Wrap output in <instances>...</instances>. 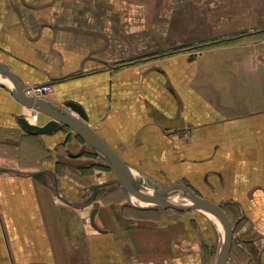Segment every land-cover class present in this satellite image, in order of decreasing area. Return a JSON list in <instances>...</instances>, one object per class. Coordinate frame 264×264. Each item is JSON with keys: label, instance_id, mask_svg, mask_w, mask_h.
Listing matches in <instances>:
<instances>
[{"label": "crops", "instance_id": "crops-1", "mask_svg": "<svg viewBox=\"0 0 264 264\" xmlns=\"http://www.w3.org/2000/svg\"><path fill=\"white\" fill-rule=\"evenodd\" d=\"M219 9L199 14L196 0H0V63L24 88L48 84L42 100L53 108L79 105L136 182L232 200L258 240L264 53L258 42L227 43L261 30L245 35L244 21ZM21 117L49 120L18 102L0 74V264H208L191 210L135 208L140 200L72 130L30 135ZM94 208L101 231L89 221Z\"/></svg>", "mask_w": 264, "mask_h": 264}, {"label": "water", "instance_id": "water-1", "mask_svg": "<svg viewBox=\"0 0 264 264\" xmlns=\"http://www.w3.org/2000/svg\"><path fill=\"white\" fill-rule=\"evenodd\" d=\"M0 74L6 79L13 96L18 102L30 110L37 111L49 118L45 124L37 125L29 124L24 117H21L18 122L24 132L35 136L46 135L52 133L61 126L68 127L101 156L102 160L114 174L116 178L115 183L123 189L127 196L131 195L144 202L152 203L151 206H136L135 208L137 209L160 208L172 209L179 212L201 210L210 213L219 221L223 231L222 246L214 264H227L232 244V227L227 214L219 205L200 198L190 188L183 184H174L161 189L139 184L129 175L127 166L85 123L86 115L79 105L67 102L64 108H53L42 99L26 96L24 87L20 84L19 80L2 63H0ZM65 109L72 110L78 116V119L67 113ZM176 197L187 198L189 199V203L187 205H181L176 201ZM162 202H165L166 205L163 206ZM96 212V208L91 211L89 221L94 228L99 230L94 224Z\"/></svg>", "mask_w": 264, "mask_h": 264}, {"label": "rangeland", "instance_id": "rangeland-1", "mask_svg": "<svg viewBox=\"0 0 264 264\" xmlns=\"http://www.w3.org/2000/svg\"><path fill=\"white\" fill-rule=\"evenodd\" d=\"M222 1L223 0H196V8L199 14L201 12L206 14H211V12H214L213 10H215L216 8L219 9L220 5L221 6L224 5L225 8L223 7L220 8L219 10L221 11L219 13L227 14L228 12V16H231V18L233 17L235 20L244 21L243 23H240L238 28V29H244L245 32L242 33H245L246 35L247 33L252 32L253 30L256 29L261 30V32H258V34L252 37L250 36L248 38H244L237 44L233 42L227 44L228 46H237L240 44L246 46V45H252V43L254 42H258L260 43V45L257 48H260L261 53L263 54L264 53V0L260 1L261 17H260L259 26H255L257 24H255V22L253 23L252 20V16H254L252 15L254 12L253 11L254 4L252 2L253 0H227L224 3ZM228 36H229L228 39H231L232 34ZM261 58L262 61H264V54L262 55ZM114 181H116V179ZM194 193L197 196H199L196 192ZM200 198L205 199L203 197ZM137 200H140L141 202L136 204L135 201V205L137 206H139V204L141 205L142 203L145 206L152 205V203L144 202L141 199H137ZM179 201L185 203L184 205H187L189 203L187 198L180 197ZM220 201L221 203L218 205L227 214L232 227V244H231V250L227 264H264V238L259 237L258 240L254 239L256 237L252 238L249 231L253 232V230L251 229L255 225L254 226L252 225L253 223L251 222L250 217L246 215V213L240 208V206H238V204L232 202V200L223 199ZM187 214H190V216L196 218V223L192 224L191 226H194L195 229L197 230L198 246L202 248L201 250H202L203 258H208L207 259L208 264L209 263L214 264L223 242L222 228L218 224L217 219L215 220V217L210 213H207L205 211L191 210ZM203 233L205 237L202 236ZM248 238H252V239L248 240Z\"/></svg>", "mask_w": 264, "mask_h": 264}, {"label": "built area", "instance_id": "built-area-1", "mask_svg": "<svg viewBox=\"0 0 264 264\" xmlns=\"http://www.w3.org/2000/svg\"><path fill=\"white\" fill-rule=\"evenodd\" d=\"M25 95L35 99H43L48 92L50 91V86L48 84L42 85H32L30 87L24 88ZM34 122L37 120V116H32ZM56 201H59L60 198L58 195L55 196Z\"/></svg>", "mask_w": 264, "mask_h": 264}, {"label": "bare ground", "instance_id": "bare-ground-1", "mask_svg": "<svg viewBox=\"0 0 264 264\" xmlns=\"http://www.w3.org/2000/svg\"><path fill=\"white\" fill-rule=\"evenodd\" d=\"M179 198H180V197H179ZM179 198L176 197L177 202H179L181 205H184L185 203L180 202V201H179ZM167 199H168V198H167ZM169 200H170V199H169ZM188 200H189V199H188ZM162 205H163V206L166 205L165 202H162ZM217 222H218V224L220 225V223H219L218 220H217ZM220 227H221V225H220Z\"/></svg>", "mask_w": 264, "mask_h": 264}]
</instances>
